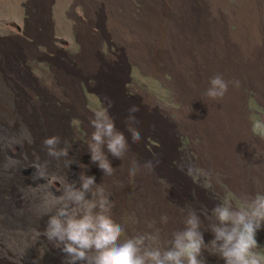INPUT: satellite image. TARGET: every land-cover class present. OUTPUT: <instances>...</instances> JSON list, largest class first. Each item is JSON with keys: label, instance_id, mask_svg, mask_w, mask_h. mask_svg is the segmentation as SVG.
<instances>
[{"label": "rangeland", "instance_id": "374dc122", "mask_svg": "<svg viewBox=\"0 0 264 264\" xmlns=\"http://www.w3.org/2000/svg\"><path fill=\"white\" fill-rule=\"evenodd\" d=\"M253 2L264 6V0H100L95 19L90 5L81 0H0V67L4 53L19 54L32 79L27 82L34 87L55 75L54 63L90 62L87 38L103 60L121 62L120 96L124 102H137L150 120L137 151L154 165L145 213L125 215L134 223L126 235L159 229L160 246L166 247L194 212L201 221L206 264H224L212 243L218 223L213 209L228 203L247 211L252 199L264 196V89L239 75L242 84L227 102L236 110L242 132L227 142H213L207 150L202 134L180 121L185 103L177 85L182 70L190 73L192 68L198 76L220 74L226 81L236 80L242 53L250 45L264 44V15L248 12ZM142 9L147 16L141 15ZM94 83L87 70L75 75L81 106L93 117L105 107ZM32 96L38 99L40 91ZM52 103L61 107V98ZM64 110L69 112L68 142L84 148L81 115L69 107ZM45 185L47 193L55 194L53 182ZM164 215L167 223L161 222ZM42 239L33 229L26 235L24 230L0 231V264H67L69 257ZM256 239L253 251L264 264V223Z\"/></svg>", "mask_w": 264, "mask_h": 264}, {"label": "bare ground", "instance_id": "6f19581e", "mask_svg": "<svg viewBox=\"0 0 264 264\" xmlns=\"http://www.w3.org/2000/svg\"><path fill=\"white\" fill-rule=\"evenodd\" d=\"M81 1L85 6L90 5L87 6L90 8L88 10L97 19L95 15L100 11V0ZM260 3L262 4V0ZM258 4L253 2L248 8L252 17L258 14L264 15V6L260 7ZM105 12L109 15L107 8ZM141 15L147 16V11L142 9ZM251 19L257 21L256 17ZM86 43L85 55L91 59L90 62L54 63L55 75L50 76L47 83H41V87H34L27 82L32 79L28 77L29 72L26 70L27 62L24 57L9 52L3 54L5 61L2 68L0 67L1 232L16 233L17 230H24L26 235L33 229L40 232L42 238L48 242L44 230L49 216L56 211L53 206L55 199L62 195V181L76 182V186L79 187L78 178L83 174L95 176V182L105 190V194L113 203L112 219L123 225L126 233L134 223L127 222L125 215L138 217L137 215L145 213L147 200L150 197L147 192H149L151 170L143 166L146 161L138 154V142L133 143L127 131L131 123L128 120L130 106L136 105L139 108L135 113L136 122L132 126L138 128L140 132L146 128L145 124L150 120L142 113V107L137 102L122 100L119 84L121 62L103 60L96 52L93 40L87 38ZM242 54L244 60L239 63V74L235 81H238L240 86L242 80L239 79V75L241 74V77L244 74L246 81L264 89V44L250 45L249 50ZM81 69L87 70L95 78L94 86L101 92L104 105L107 106L108 101H111L109 112L115 120L116 127L128 137L129 150L122 159L108 154V159L114 168L111 175L103 174L97 164L90 159L88 145L93 131L91 126L93 116L82 108L81 97L75 87V75ZM181 73L184 75L177 86L185 108L180 121L191 132L199 131L202 134L204 148L211 150L213 142H227L235 139V134H241L242 129L236 110L227 102L229 93H237L239 86L230 83L226 94L222 98L213 100L206 95L211 78L200 74L198 76L194 68L190 73L183 70ZM34 91H40L38 99L32 96ZM55 97L61 98L59 108L52 103ZM64 107H69L71 112L79 113L83 119L87 139L84 148L68 142L70 129L66 121L69 112L65 111ZM52 136L60 138V143L56 147L58 150L67 149V156L53 157L48 154L44 141ZM133 161H137L139 167L136 174L130 176L129 171ZM51 182L55 189L52 190L55 193L52 195L47 193V187L45 188V184ZM52 242L56 244L55 241Z\"/></svg>", "mask_w": 264, "mask_h": 264}, {"label": "clouds", "instance_id": "9594fccd", "mask_svg": "<svg viewBox=\"0 0 264 264\" xmlns=\"http://www.w3.org/2000/svg\"><path fill=\"white\" fill-rule=\"evenodd\" d=\"M230 83L239 86L238 81H226L217 74L210 79L206 95L213 100L222 98ZM110 107L109 100L107 106L94 113L88 145L91 162L106 175L114 171L108 154L122 159L129 150L128 137L117 129ZM128 111L131 123L127 131L132 142L137 143L142 134L132 124L139 108L132 105ZM59 143L58 136L45 139L50 156H67V149H57ZM143 166L149 170L154 167L151 161ZM138 167V162L133 161L129 175L134 176ZM78 179L79 187L76 182L62 181V195L55 199L56 211L49 216L44 230L47 239L55 241L69 257L67 264H206L202 258L205 241L201 221L194 212L188 215L186 227L173 232L167 246L161 247L159 229L128 237L124 226L112 219L113 203L95 182V176L83 174ZM213 212L218 223L212 229V243L224 264H262L253 250L258 247L256 234L264 223V196L252 199L247 211L233 209L226 203L216 206ZM161 222L167 223L168 217L162 216Z\"/></svg>", "mask_w": 264, "mask_h": 264}]
</instances>
